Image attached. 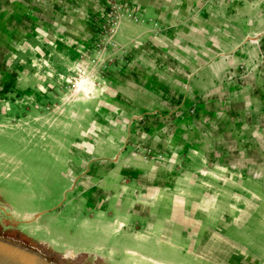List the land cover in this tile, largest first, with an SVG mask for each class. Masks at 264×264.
<instances>
[{"label": "rangeland", "instance_id": "374dc122", "mask_svg": "<svg viewBox=\"0 0 264 264\" xmlns=\"http://www.w3.org/2000/svg\"><path fill=\"white\" fill-rule=\"evenodd\" d=\"M134 7L132 0H0V236L34 247L46 241L56 256L67 248L92 253L82 264H95L94 254L105 264H155L148 259L153 256L129 253L132 241L118 250L117 237L141 233L165 241L171 232L147 225L150 208L132 206L134 218L128 219L111 204L157 198L133 186L150 172L161 173L157 183L166 190L160 198L186 201L171 204L170 223L179 229L170 238L172 264H264V161L240 159L236 169L209 172L217 169L209 134L214 121L230 113L201 107L250 101L240 89L230 92L227 79L218 93L197 90L187 71L193 65L180 62L194 53L189 41L196 33L185 30L190 17L170 22L139 15ZM81 77L94 96L84 98L76 89ZM139 86L137 104L125 92ZM197 119L199 128L190 127L188 121ZM151 121L159 126L151 128ZM203 134L204 143L195 142ZM202 186L218 197L212 214L193 203L205 194ZM75 221L116 231L107 240L85 241L81 232L74 235ZM197 237L211 244L210 253L196 246Z\"/></svg>", "mask_w": 264, "mask_h": 264}, {"label": "crops", "instance_id": "0c3cea01", "mask_svg": "<svg viewBox=\"0 0 264 264\" xmlns=\"http://www.w3.org/2000/svg\"><path fill=\"white\" fill-rule=\"evenodd\" d=\"M132 1L138 3V8L134 7V11H138L137 13L142 16L166 17V21L170 22L173 16L190 17L185 30H192L196 33V39L189 41V45L194 48V53L182 57L183 59L180 62L193 65L188 66L187 71H189L188 75H195L197 90L202 93L205 92V89L208 91L213 90V93H218L225 87L223 81L227 79V87L230 92L233 90L236 92L237 89H240L245 93L248 98L247 100L250 101L246 104L230 102L225 106L219 104L201 106L204 110L205 108H212V110L221 112L227 110L230 113L227 120L219 119L214 121L212 127L213 133L209 134L212 137V142L215 144V152L212 153L211 159L216 163L214 165L217 167V169L213 168L209 172L215 173L221 168H228L229 171L236 169L235 161L240 159L245 161H264V0H209V6H206V0H175L179 2L178 4H174L172 0ZM190 36L194 37V34L191 33ZM10 38L12 36L9 35L8 40ZM182 43L184 44L183 41ZM168 44L166 43V45ZM224 51L228 53V56H220ZM157 59L163 60L164 63L173 61L172 57L169 56H154L151 60ZM241 68L244 71L240 70ZM238 76L244 79L242 86H238L239 84L236 82L238 81ZM129 91V93L125 92V94L133 95L135 97L134 102L140 104L141 87L132 89L133 93H131V88H129ZM188 122L190 127L196 126L199 128L198 126L201 124V120L199 119L189 120ZM150 124L151 128L154 129L159 126V123L156 121H151ZM169 138H171V135ZM204 138L205 134L198 135L196 136L195 142L199 144L203 141L204 143ZM238 147L240 148L239 151ZM204 157L203 154L202 158ZM165 160L167 161L166 158ZM138 164L136 163V165ZM164 165L166 167V163ZM137 168L132 169L133 175L140 177L138 172L140 173L142 170ZM228 173L231 174V172ZM260 174L264 175V172L261 171ZM149 175L152 178L148 177V180L139 178L140 184L138 185L136 183L133 187H141L142 191L148 190L153 193L148 192L149 198L153 195L157 196V198H150L147 201H137L136 199L132 200L127 198L122 203H119V200L116 199L112 202L111 207L117 209L116 212L118 214L122 213L128 219L131 217L134 218L135 212L133 211V207H138L143 211H146L144 210L146 208H150L152 213L149 212V216H146L147 225L158 226V228L154 229L158 232H171L170 237L165 240L169 243L160 241V239L159 241L157 239L153 240L152 236H142L141 233H121L117 237L119 242H117L116 246L118 250L121 247L123 250H126L127 247L131 246L125 245L124 243L127 240L132 241V248L134 249H128V252L129 250H133L136 253L135 255L145 254L155 257L152 259H160L161 261L172 264L174 261H169V258L174 253L173 250H170L172 248L170 238L179 229L170 223V217L173 215L171 204L186 203V201L185 199L172 200L166 195V197L160 198V193L166 190V185L157 183L159 182L157 177H161V173L152 174L150 172ZM164 176H167L166 169ZM151 179L153 185L150 184ZM163 180L166 181V178ZM200 191L205 192V194L201 195L196 201L194 200L193 203H199V206L203 203V205L207 206L204 209V213L206 215L212 214L213 203L218 202L217 195L215 192L210 194L209 192H212V189L207 191L203 186L200 188ZM120 208H128L131 210L122 212ZM162 210L163 214L160 216L159 213ZM140 214L143 215V212H140ZM145 215L142 217H145ZM158 217L161 220L156 222ZM60 222L58 218H53L54 233L55 229H58V235H60ZM69 222L73 224L72 221ZM87 224V222L82 224V222L75 221L74 235L78 234V231L82 234L79 238L85 241L89 239V241H92L94 238H98V236L101 238L105 237V240H107L116 231L115 229L113 231L109 230V226L105 224H100V229L95 231L93 230V225L89 227ZM81 225H83V228H80ZM118 225L120 227L123 223L119 222ZM142 237L144 238L142 239ZM60 243L61 240H55L57 247L60 246L58 245ZM207 243L206 238H196V246L199 249L201 248L202 251L207 250L206 252L210 253L211 251H208L210 250L208 247L212 248V246ZM84 244L87 245L89 242ZM176 254L182 256L188 255L184 251H180V253L176 252ZM212 255L214 256L215 253ZM104 259L102 257V264H105Z\"/></svg>", "mask_w": 264, "mask_h": 264}, {"label": "water", "instance_id": "95a60500", "mask_svg": "<svg viewBox=\"0 0 264 264\" xmlns=\"http://www.w3.org/2000/svg\"><path fill=\"white\" fill-rule=\"evenodd\" d=\"M43 213H38L36 217ZM20 240V237L18 240H13L0 236V264H73L59 263L55 254L47 255L37 243L34 247Z\"/></svg>", "mask_w": 264, "mask_h": 264}, {"label": "bare ground", "instance_id": "6f19581e", "mask_svg": "<svg viewBox=\"0 0 264 264\" xmlns=\"http://www.w3.org/2000/svg\"><path fill=\"white\" fill-rule=\"evenodd\" d=\"M86 82H87V79L84 77L77 79L75 82L76 89L78 88L79 90L83 91L84 98L91 97V96L95 95L94 90H92V88H91L92 86H90V87L85 86ZM90 85H92V81H90ZM48 245L49 244L46 241H43L39 244V247L43 248L44 252L47 255H53L54 252H51L48 249ZM129 252H131L134 255L136 254L135 251H133V250H129ZM92 255H93L92 253H89V252L84 251V250L74 251L72 248H67L64 250L63 253L58 254L57 259H58L59 263L60 262H62V263L70 262L73 264H77V263L82 264L85 259L89 258ZM143 257H145V256H143ZM148 259L151 260L152 262H154L155 264H170V263L158 260V259H152V258H148ZM94 263L95 264H97V263L102 264V256L95 254Z\"/></svg>", "mask_w": 264, "mask_h": 264}]
</instances>
